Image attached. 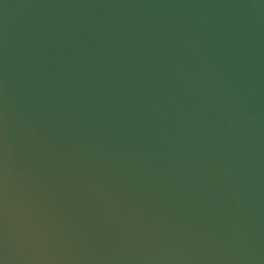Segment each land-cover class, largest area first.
Listing matches in <instances>:
<instances>
[{
  "label": "water",
  "instance_id": "obj_1",
  "mask_svg": "<svg viewBox=\"0 0 264 264\" xmlns=\"http://www.w3.org/2000/svg\"><path fill=\"white\" fill-rule=\"evenodd\" d=\"M0 264H264V0H0Z\"/></svg>",
  "mask_w": 264,
  "mask_h": 264
}]
</instances>
